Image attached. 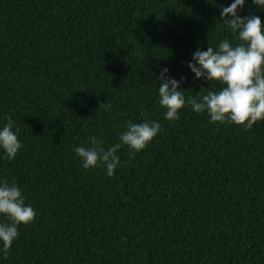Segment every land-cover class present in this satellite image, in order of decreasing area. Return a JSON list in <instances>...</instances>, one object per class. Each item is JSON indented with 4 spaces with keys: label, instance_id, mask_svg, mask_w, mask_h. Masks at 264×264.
<instances>
[{
    "label": "trees",
    "instance_id": "trees-1",
    "mask_svg": "<svg viewBox=\"0 0 264 264\" xmlns=\"http://www.w3.org/2000/svg\"><path fill=\"white\" fill-rule=\"evenodd\" d=\"M231 0H0V124L22 148L0 154V179L36 212L0 264H264V121L210 122L189 105L167 120L160 68L185 96L197 48L238 38L219 17ZM240 14L261 16L246 0ZM210 83V84H209ZM159 133L121 165L85 169L73 146H105L128 121Z\"/></svg>",
    "mask_w": 264,
    "mask_h": 264
},
{
    "label": "clouds",
    "instance_id": "clouds-1",
    "mask_svg": "<svg viewBox=\"0 0 264 264\" xmlns=\"http://www.w3.org/2000/svg\"><path fill=\"white\" fill-rule=\"evenodd\" d=\"M246 0H231L221 6L219 17L224 25L238 38L237 43L225 38L214 49L197 47L192 58L186 62L196 78L221 85L197 97L185 96L177 79L168 75L167 66L160 68L157 102L165 109L167 120L179 118L180 110L189 105L196 113H207L210 122H228L242 125L245 129L264 121V20L261 16L240 14ZM264 9V0H252ZM209 83V84H210ZM161 122L144 119L140 122L128 121L125 130L118 133L117 142L105 146L95 135L87 137V142L73 146L83 168L103 167L105 175H114L122 161L118 154L122 146L128 155L134 157L142 151L159 133ZM20 128L12 117L0 124V154L14 159L22 148L19 139ZM34 207L26 203L22 188L15 182L0 179V253L7 255L18 237V226L27 225L35 218Z\"/></svg>",
    "mask_w": 264,
    "mask_h": 264
}]
</instances>
